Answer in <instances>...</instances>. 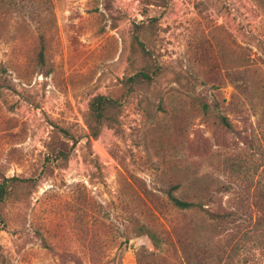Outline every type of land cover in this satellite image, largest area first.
Here are the masks:
<instances>
[{"label":"rangeland","instance_id":"374dc122","mask_svg":"<svg viewBox=\"0 0 264 264\" xmlns=\"http://www.w3.org/2000/svg\"><path fill=\"white\" fill-rule=\"evenodd\" d=\"M98 96L119 107L96 138ZM3 178L32 182L0 206V264H137L142 224L181 262L264 264V0H0Z\"/></svg>","mask_w":264,"mask_h":264},{"label":"trees","instance_id":"16d2710c","mask_svg":"<svg viewBox=\"0 0 264 264\" xmlns=\"http://www.w3.org/2000/svg\"><path fill=\"white\" fill-rule=\"evenodd\" d=\"M142 47V45H141ZM44 47H42L39 58L42 64L45 63V52ZM144 56H147V51L142 48ZM150 67L142 69L140 72L136 73L135 76L129 78L132 84L148 83L153 80V72L149 70ZM119 107L118 100L106 97L98 96L92 100L90 106L89 120L90 129L93 131L94 137H98L102 128L107 122H116L114 113ZM205 115L211 114V108L208 104L202 105ZM216 124L227 132H233L234 126L229 118L217 114L214 116ZM32 180H20L18 178L6 179L0 182V206L6 204L10 199H15L18 197L19 191L22 188V184L31 183ZM177 186L168 190L166 192L169 201L173 206L182 212L197 211L204 213L208 218L213 217V213L209 208H205V204H200L196 201L187 200L177 196L176 194ZM222 218V217H220ZM221 221V220H220ZM137 235H144L151 241L152 250L141 248L136 252L137 264H209L207 261L209 258L206 256L208 253L205 251H200L201 253H196L195 256H190L194 258L189 259L187 262H181L180 257L177 252V245L169 232H159L155 227L142 224L136 228ZM43 237V234L40 233ZM44 245L48 248V244L44 241ZM201 256V257H200ZM196 257V258H195ZM186 260V259H185Z\"/></svg>","mask_w":264,"mask_h":264}]
</instances>
